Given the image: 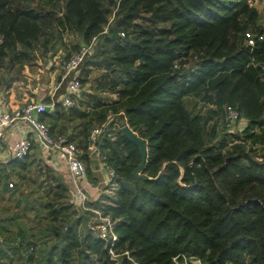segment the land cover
Wrapping results in <instances>:
<instances>
[{
	"label": "trees",
	"instance_id": "16d2710c",
	"mask_svg": "<svg viewBox=\"0 0 264 264\" xmlns=\"http://www.w3.org/2000/svg\"><path fill=\"white\" fill-rule=\"evenodd\" d=\"M257 19L252 0H0V68L12 72L7 82L56 45L65 51L62 63L96 35L82 64L83 72L89 65L102 69L90 85L96 92L68 108L57 101L39 118L52 133L78 119L71 133L61 132L85 150V161L91 127L111 113L145 140L137 176L139 145L122 128L102 137L115 184L88 202L111 216L117 252L127 250L136 264H179L183 256L202 264H264V28ZM248 29L263 37L247 44ZM68 32L79 39L68 45ZM226 105L246 118L238 132L226 128ZM28 158H10L8 165L17 174L31 166L44 172L38 184L47 199L40 205L49 212L54 241L46 252L35 233L15 241L12 218L1 219L0 264H114L103 241L80 227L81 215L72 219L65 179ZM10 171L4 176L0 169V182ZM14 185L5 181L4 189ZM119 264L134 263L121 254Z\"/></svg>",
	"mask_w": 264,
	"mask_h": 264
},
{
	"label": "built area",
	"instance_id": "2783aa9c",
	"mask_svg": "<svg viewBox=\"0 0 264 264\" xmlns=\"http://www.w3.org/2000/svg\"><path fill=\"white\" fill-rule=\"evenodd\" d=\"M124 35V32H120ZM263 33H259L255 30L248 29L245 31L246 43L253 45L256 38H262ZM96 35L92 36L89 41H83L79 44L78 48L71 53V55L61 63L60 78L56 82L54 89L50 93L49 101H35L30 100L13 110H8L4 107L0 101V126H9L15 123L17 120H23L27 122L30 129L33 130L39 139L44 152H55L57 158L65 161L67 166L70 181L69 186L71 189L70 203L74 209L72 219H76L85 211H91L98 217V220L93 221L87 225V230L99 237L103 241L104 247L107 249L109 257L114 260V264H119V258L121 254H125L127 258L134 264H136L133 257H131L127 250L117 252L115 243L118 239V234L114 229V220L109 214H104L98 208H94L88 204L91 200L87 191L85 190V183L88 180L87 167L85 160L82 158V148L77 144L76 140L71 139L67 133L50 131L49 124L39 118V113L45 110L52 111L55 108L57 101L61 103L65 108L71 107L77 103L82 97V64L86 57L91 53L95 43ZM62 81H66L65 89L58 97H55V91L60 86ZM239 113L232 105H226L225 119L233 121L238 119ZM116 124L118 128L126 123L125 120L121 124L116 123L113 117L108 115L105 122L101 124H94L88 135L87 155L97 157L99 163V169L102 173L104 190L108 193L110 188L114 186V176L116 171L114 167L108 163L106 153L101 149V139L107 133L113 137L112 132H115ZM247 122V121H246ZM112 130H109V129ZM115 129V130H114ZM32 147V139L23 134L13 139L9 144L10 156L13 158H23L26 156ZM14 178L8 181L9 186H13ZM106 187V188H105ZM110 187V188H109ZM0 241L2 237L0 236ZM177 256L173 259L177 261ZM185 257V256H184ZM180 264V263H179Z\"/></svg>",
	"mask_w": 264,
	"mask_h": 264
},
{
	"label": "rangeland",
	"instance_id": "374dc122",
	"mask_svg": "<svg viewBox=\"0 0 264 264\" xmlns=\"http://www.w3.org/2000/svg\"><path fill=\"white\" fill-rule=\"evenodd\" d=\"M252 4L257 8L258 10V23L261 27L264 28V0H252ZM253 30V29H252ZM79 39V36L73 32H68L64 34V40L67 41L68 45L70 43H73L74 41H77ZM65 54L64 49L56 45L53 50L48 51L46 54H43L38 57L36 61H32L30 65H26L23 70L19 72V80L15 83H13L14 88H18L17 90H22L23 86H25V83L28 81H33L35 77H38V80L40 83L44 84V88H50L52 84L56 82L58 79V75L61 71V60L63 58V55ZM83 66H87L84 64ZM102 69L95 68L94 66H90L87 71L83 72L81 70L82 74V93L83 96L84 93L90 92L94 93L92 87H90L93 82H95L102 73ZM31 73V74H29ZM4 74V71L2 68H0V76ZM48 85L46 87V85ZM22 87V88H21ZM100 93V92H99ZM101 95L105 98L114 97V94L109 92H101ZM30 101V100H28ZM27 102V101H25ZM24 102V103H25ZM196 102V98H190L188 100V106L193 108L194 103ZM202 103L197 102V107H201ZM110 116L113 117V120L121 124L122 123V117L121 114H110ZM226 120V119H225ZM78 121V119L73 120V124H75ZM114 123V122H111ZM73 124L69 123V127L73 126ZM226 128L233 130V131H240L245 125H246V118L239 117L236 120L229 121L226 120ZM112 126H115V129H117V125L114 124ZM68 127V129H69ZM61 130L59 127H56L55 131L57 132H70V130ZM114 129V130H115ZM33 140V138H31ZM259 145V144H258ZM80 146V145H79ZM82 148V147H81ZM84 152L85 150L82 149ZM40 155L42 153H39ZM52 154H42L41 157L38 156L39 159L37 161H40L42 166H48L50 168V171L54 174L59 175V178H64L68 185V196L65 198L68 202H70L71 198V189L69 186V178H65L63 175L58 173V171L55 170V168L52 167L51 162L49 158ZM87 157V160L85 161L86 167H87V177L88 180L93 183L97 184L102 191L104 189V182L102 174H99L98 171L95 170L99 166L97 157L89 156L85 154ZM48 161V162H47ZM50 162V163H49ZM48 163V165H47ZM10 170H7L4 176L9 172ZM16 172V174H14ZM13 173V174H11ZM20 173H23V178L19 179ZM11 174V178H10ZM13 175V176H12ZM44 172H42L39 176V172L35 169V166H31L28 170L23 169L22 171L13 170L10 171L8 177L3 178V181L1 182L0 190L2 187H4L5 181H9L10 179L14 178V187L13 189L8 190V192L4 193V196H2L0 193V220L1 219H7L8 217L12 218V227L14 229L11 230L10 235L14 236H20L22 233L26 235V237H30L31 233H35L36 235L33 236L36 240V246L41 243L43 240L46 244L45 247H41L42 252H46L51 243L54 241L52 235L51 225L52 222H50V215L48 210L40 205V201L44 203L46 201V196L44 195V190H42L38 184V181L41 178H44ZM53 180V178L49 179ZM106 188V187H105ZM100 191V190H99ZM102 193H108L104 190ZM91 200L93 198H90ZM73 215V214H72ZM81 225L80 227L85 230L87 228V225L89 223H92L95 220H98V217L94 215L91 211H85L84 213H81ZM2 239L4 238L1 235ZM15 238V241H17V238ZM14 257L18 259L17 255L14 254ZM119 258V256H118ZM1 260L8 261L6 257L2 256ZM178 260V259H177ZM12 261V260H11ZM79 259L73 260L71 264H79ZM180 264H202V262L198 258H192V257H182L181 260H178ZM19 263V260H15V262L10 264H17Z\"/></svg>",
	"mask_w": 264,
	"mask_h": 264
},
{
	"label": "crops",
	"instance_id": "0c3cea01",
	"mask_svg": "<svg viewBox=\"0 0 264 264\" xmlns=\"http://www.w3.org/2000/svg\"><path fill=\"white\" fill-rule=\"evenodd\" d=\"M2 69L4 74L0 76V101L8 110H13L28 100L45 101L43 98L47 97L48 95L50 96V93L58 81L56 80V82L52 84L50 88L43 89L44 84L40 83L38 77H35L32 82H26L25 86H23V88L21 87L22 90H17L18 88L15 89L13 83L19 80V76L18 78L11 80V82H7L12 72L8 71L6 68ZM47 86L48 85H46V87ZM71 127H69L68 130H70ZM23 134H27L30 138H33L32 147L29 151V160L34 159L35 162H37V159H39L38 156L41 157L42 154L44 155L47 153L44 152L39 139L37 138L35 132L30 129L29 124L23 120H17L15 123L9 126H0V169H5V171L10 170L8 162L12 157L10 156L9 152V144L13 139ZM39 153L42 154L40 155ZM48 154H52L49 158L52 167L55 168V170L63 175L66 179L69 178L68 181H70V176L65 161L57 158L56 153L53 151L49 152ZM98 167L95 168V170L98 171L99 174H102ZM85 190L87 191L90 198L95 199L100 195L101 188L97 186V184H93L87 180L85 183ZM5 192L6 190L4 187H2L0 190V193H2L1 195L4 196Z\"/></svg>",
	"mask_w": 264,
	"mask_h": 264
},
{
	"label": "water",
	"instance_id": "95a60500",
	"mask_svg": "<svg viewBox=\"0 0 264 264\" xmlns=\"http://www.w3.org/2000/svg\"><path fill=\"white\" fill-rule=\"evenodd\" d=\"M122 130H123V133L125 134V136L128 139H130L131 141L135 142L140 147V151H141L140 162L132 170L134 175L139 176V175H141L140 172H139V169L143 166L145 158H146V142H145V140L143 138L138 136L137 133L134 130H132V128L128 124L125 123L122 126Z\"/></svg>",
	"mask_w": 264,
	"mask_h": 264
}]
</instances>
